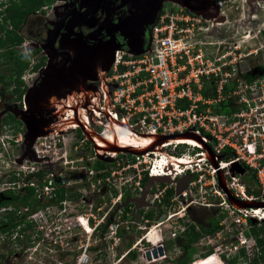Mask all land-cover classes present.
Instances as JSON below:
<instances>
[{"label":"rangeland","instance_id":"rangeland-1","mask_svg":"<svg viewBox=\"0 0 264 264\" xmlns=\"http://www.w3.org/2000/svg\"><path fill=\"white\" fill-rule=\"evenodd\" d=\"M193 2L198 8L195 12L186 8L184 0H164L161 15L177 14L181 8H186L190 10L186 12L195 17L193 22L201 19L202 30L197 31L200 27L197 24L196 32L192 36L185 34L188 45L198 55L202 54L203 61H208L210 68L215 70L220 66L217 60L227 56L225 62L229 63L226 71L232 72L229 79L231 91H239V85L244 89L245 85L256 84L254 93L257 94V103L263 107L264 0ZM212 8L213 16L207 19L203 17ZM50 16L52 18L54 14ZM24 44L26 46L19 49L20 52H31L37 47L40 48L30 38H25ZM43 59L45 62L46 59ZM13 66L0 63V74H6L9 78ZM36 75L30 71L24 74L28 80V86L24 80L28 89L34 85ZM250 78L253 80L250 81ZM8 81L6 78L5 82ZM71 85L72 81L66 80V88L70 89ZM13 88L14 84L9 90L4 84L0 85V99L17 101ZM249 96L252 97L251 93ZM44 98L42 96L41 105L48 110L50 107L42 104ZM237 100L224 104L223 108L239 106ZM27 107L29 108L28 103ZM68 113L62 114L61 119L66 118ZM99 115L90 110L86 117L90 126L98 122L97 133L106 125L102 120H97L100 119ZM9 119L11 122L8 125L0 120V136L14 141L7 144L6 150L0 149V202L8 198L6 192L9 190H15L14 192L22 196L25 193L24 185L31 183L42 189L51 186L60 193L62 190L63 196L65 194L69 202L66 206L61 198L59 204L58 197H54L47 189L51 195L40 197L39 205H34L32 210L27 211L23 207L15 210V217L19 222L17 227L10 232L0 233V264H76L75 259L85 248L89 249V264H147L142 260L143 251L153 247L151 241L155 238L160 239L166 252V259L156 264H176L182 259L188 264L190 261L201 264L204 260L209 261L207 264H219L213 253L214 248L220 244L227 245L223 240L213 237L211 243L207 239L187 245L183 228L195 225L196 230L201 232V225L208 228L213 223L219 225L222 220V214L217 209L184 207L179 193L188 189V179H184L187 182L183 189L182 183L178 186V191L168 185L169 190H172L171 199L167 197L162 203L152 202L151 193L143 195L148 183L146 173L142 171L145 166L140 165L138 170L128 168L131 160L127 161L126 158L130 154L119 153L117 158L108 157L97 150L93 141L89 140L88 143L80 133L73 131L68 134L55 132L56 135L49 132L51 135L40 136L42 138L37 142L39 153H29L25 139L27 130L15 131L11 125L18 128L20 123L13 115ZM38 193L39 196L43 194L37 192V195ZM69 196L76 198L71 201ZM139 199L142 202L136 201ZM13 207L15 205H9V211ZM176 213L184 215V219H179ZM168 216L171 217L169 220ZM8 220L7 212L0 209V230L6 228L2 222L6 223ZM86 223L88 226L84 228ZM255 225L251 232L264 234V223ZM154 226L158 228L151 232ZM202 234L204 233L201 236ZM193 248L195 252H192ZM132 249L136 250L135 256ZM141 249L143 250L140 251ZM208 251L211 255L206 257ZM188 252H192L191 258ZM253 258L254 256H247L240 260V264H248L249 259Z\"/></svg>","mask_w":264,"mask_h":264},{"label":"built area","instance_id":"built-area-1","mask_svg":"<svg viewBox=\"0 0 264 264\" xmlns=\"http://www.w3.org/2000/svg\"><path fill=\"white\" fill-rule=\"evenodd\" d=\"M186 10L181 8L177 14L166 13L158 18L151 29V47L143 54L135 55L127 49L116 51L112 68L104 79L111 94L105 97V113L101 120L106 124L110 119L125 123L138 135L154 139L155 150L126 158L131 160L128 168L138 170L140 165L145 166L142 171L148 181L154 178L170 180L169 184H152L149 190L152 202L162 203L172 191L168 185L178 191L182 181L188 179V189L179 193L184 207L219 210L222 214L219 229L214 234H202L199 240L208 239L211 243L216 237L227 243L214 248L213 254L219 264H231L243 256L255 259L260 247L251 231L256 223H264V111L254 93L257 85H245L244 89L239 85V91H231L232 72L226 71L227 56L217 60L220 66L215 70L210 68L208 61H203L202 54L192 50L185 34L192 36L197 24L200 25L197 31L202 30V20L193 22L195 17ZM35 64L34 59L31 68ZM31 70L28 71L32 73ZM24 79L27 81L26 77ZM234 99H238L239 106L231 108V113H224L222 106ZM22 103L23 110L28 109L25 95ZM41 138L38 137L33 146L37 154V142ZM188 138L198 139L202 146L190 144ZM164 140L167 142L160 145ZM11 142L14 141L1 135L0 149L6 150ZM163 146L173 156L191 159L190 163L180 164L174 173L164 172L156 162L160 156L157 151ZM237 165L243 168V174ZM221 176L235 199L255 207H236L221 185ZM24 187H33L37 199L51 195L47 189L57 197L58 191L51 186H45L44 190L32 183ZM37 192L43 194L39 196ZM62 202L68 206L65 194ZM176 214L184 219V215ZM186 229L183 228L184 233ZM88 251L85 248L75 263L89 264Z\"/></svg>","mask_w":264,"mask_h":264},{"label":"flooded vegetation","instance_id":"flooded-vegetation-1","mask_svg":"<svg viewBox=\"0 0 264 264\" xmlns=\"http://www.w3.org/2000/svg\"><path fill=\"white\" fill-rule=\"evenodd\" d=\"M136 1L137 0H47L46 5H44L42 9L26 14L23 18L21 27L16 30L18 37L22 38L23 42L14 47H9L10 44H8L4 49L0 50V63L1 65H4V63L5 65H9L5 60V55L10 52L12 48L15 52L12 53V56L15 58L32 53L33 51H19V49L26 46V44H24L25 38H30L39 44L40 48L37 47L34 50L38 51V53L33 57L32 64L35 59V66L39 65L40 67L37 71H34L35 66L33 68L30 66L32 73L34 75L37 74L33 85L34 87H31H37L39 94L35 98L34 109H31L33 112H29V108L23 110L24 104L22 103V99L18 100L16 95L18 102H10L9 99H1L0 120H2V122L11 121L9 118L13 115L17 118L16 121L20 123L18 128L20 130H27L24 121H29L26 117L28 116L30 120L39 121L38 133L53 132L52 135H56L55 132H60L58 130L65 126V124L63 126L60 125L63 120H68L77 126H75V128L71 126L70 128H72V130L67 128L65 132L60 133L68 134L72 131L80 133L86 142L89 143V139L82 130L83 127L77 124V121L84 124L86 123L88 129H90L92 133L96 132L98 122L90 126L87 124L88 121H86V117L90 110H93L95 114H100V119H102V115L105 113V97L109 96L111 92L110 88L105 84L104 79L106 73L112 68L116 51L118 49H127V51L131 52L132 47H130V43L133 48L142 44V47H140L141 50H147L151 47V29L155 23L147 26L145 30H141L142 25L147 19L140 21H138V19L141 16L143 18L145 16L148 18L151 14L152 6L148 5L149 7L141 8V6L137 5ZM146 1L151 2V0ZM22 2L23 0H0V39H6L8 31H15L11 20L8 18V9L16 4L21 5ZM52 13L54 16L51 18L50 15ZM208 13H212V9L208 11ZM160 16L161 9L158 13V18H160ZM157 20L158 19H156L155 22H157ZM137 38H140V41H136L139 40ZM74 48L75 50L73 51ZM41 53L42 57H40ZM1 54H3V58ZM43 57L46 59L45 62H43ZM1 75L6 76V74L3 73H1L0 76ZM31 79H33V77ZM250 79L253 80V78ZM22 80H25L24 75L22 76ZM66 80L67 82L69 80L72 81L70 89L66 88ZM27 81L26 84L28 86ZM2 84L6 86L5 83L0 82V85ZM24 88H26L27 91L30 89L25 86V83ZM14 89L15 88H13V90ZM42 96L43 98L45 97L42 104L44 105V103H46L44 107L49 106L50 109L45 110V108H42ZM16 109L26 113L24 120H21L13 114L12 111ZM65 112H70V114L68 113L66 118L61 119L62 114ZM100 119L98 118L97 120L101 121ZM11 127L15 129L14 124L11 125ZM49 135L51 134L49 133ZM211 226L212 224H210L208 228H211ZM202 227L204 226L201 225V229ZM200 233L204 232L201 231ZM257 238L260 253L257 254V258L253 259V261H251V259H249V263L245 261L248 264H264V245H261L259 242V240L264 239V234L259 235ZM152 246L151 249L149 248V250L143 251V260L147 262V264H156L166 259L165 246L161 244L160 248L163 250V255L157 258L155 257V259H162L153 262L154 258L152 257L151 260H148L145 253L150 252L152 255L154 244H152ZM159 249L157 248L158 255ZM142 250L143 249L140 251ZM132 251L130 252L134 253L133 256H135L136 250L132 249ZM209 251H211V249ZM188 253L191 258L192 252ZM246 257L247 256H243L239 260H234L231 263L234 264L237 262L236 264H240V260ZM176 264H188V262L182 259ZM191 264H193V262Z\"/></svg>","mask_w":264,"mask_h":264},{"label":"trees","instance_id":"trees-1","mask_svg":"<svg viewBox=\"0 0 264 264\" xmlns=\"http://www.w3.org/2000/svg\"><path fill=\"white\" fill-rule=\"evenodd\" d=\"M47 0H23L21 5H14L13 7L8 9V18L11 20L15 31H8L6 34V39H0V50L4 49L8 44L9 47H14L16 45H20L23 42V39L18 37V34L16 32L17 29L21 27V24L23 22V18L26 14L32 11H37L39 9H42L44 5H46ZM12 53H15L13 51V48L10 52H8L5 55V60L8 62L10 66L15 65V67H12V75L8 78L5 75L0 76V82L6 84V89L9 90L12 87V84L15 85V89L13 90V93L17 96V99L20 100L23 98L24 95H26L27 90L24 88V81L22 80V76L26 71L30 69V66L32 64V59L35 57L38 53V51H33L29 55H21L17 58L12 56ZM2 58H3V54ZM40 66H35L34 71H37ZM8 78L9 81L5 82V79ZM252 81V79H250ZM224 106V105H223ZM222 106V111L224 113H231L232 110L229 107ZM11 122V121H10ZM9 121H5V125H8L7 123H10ZM19 128H15V131H19ZM24 194L22 196L20 193L14 192L15 190H9V192H6V196L8 197L6 200H2L0 202V209H4L5 212H7V218L9 219L6 223H3V226L6 228L0 230L3 232H10L18 225V219L15 217V210L18 211L20 207L26 208L29 210H32L35 206L39 205V201L36 197V190L33 187H24ZM172 191L169 192L168 197L171 196ZM62 193V192H61ZM56 192V196L58 197V203H61V198L63 196V193ZM71 201H73L76 196H69L68 197ZM9 205H15L14 210L12 208L11 211H9L8 206ZM219 229V226L217 223H213L211 228H204L202 227V231L206 234H212L216 232ZM254 234L259 237V233H256L254 231ZM185 237L187 238V245L191 246L198 242V240L201 237V233L196 230V227L194 225L188 226L187 231L185 232ZM261 245H264V239L259 240ZM195 252V248H193V251ZM211 253L209 252L205 256H210ZM204 256V257H205Z\"/></svg>","mask_w":264,"mask_h":264},{"label":"bare ground","instance_id":"bare-ground-1","mask_svg":"<svg viewBox=\"0 0 264 264\" xmlns=\"http://www.w3.org/2000/svg\"><path fill=\"white\" fill-rule=\"evenodd\" d=\"M26 117H28V116H26ZM100 118H101V115H100ZM72 123L73 122H71V121H68V120L64 121L63 120L60 123V125L63 126L65 124V126H63L62 129H60L58 131L63 133V132H65V130L67 128L72 130V128H75V126H77L76 124H72ZM77 124L81 125L83 127V129L88 133V135L91 136L92 141L95 143V145L97 147V150L101 151L102 153L107 154L110 157L115 158L116 155H118L119 151H121V150L131 149V150H135V151H142L144 153H146L147 151L152 150V149L155 150L154 148L156 146V143H153L154 142L153 138L138 135L136 132L129 129V127L127 125H125V123L115 122L113 119H110V122L106 125H103V130H101L99 133H97V132L92 133V131L90 129H88L86 123L84 124L82 122L80 123L77 121ZM87 124H89V123H87ZM71 126H72V128H70ZM176 139L180 140L179 138H176ZM172 141H173V139L170 140V142H172ZM182 141H184V140H182ZM187 141L194 146H199V147L202 146L201 142L196 138H188ZM166 142L167 141H165V140L160 141L159 144L161 145V144H164ZM113 150H115L116 152ZM157 152L159 153L160 156L156 160V162L158 164V167H161L164 170V172L174 173V171L178 170L177 167L180 164H189L190 163L189 160H191V159H187L186 157H183V158L180 157L179 158V157L173 156L172 154H169V152H167V150L165 149V146H163L162 149L160 147L159 151H157ZM160 158H161V160L159 161ZM170 218L171 217H169L168 220ZM161 222H163V221H161ZM87 226H88V224L86 223L84 228H86ZM157 228L158 227L154 226V228L151 230V232H153V230L157 229ZM151 242L156 247L154 250L157 251V248L158 247L160 248V245H161L160 239L155 238V239H152ZM145 255H146V253H145ZM152 255H153L152 257L154 258L153 262L162 259V258L155 259L154 253H152ZM158 256H160V252H159ZM142 260H143V258H142ZM143 262H144V260H143ZM208 262H209L208 260H204L201 262V264H207Z\"/></svg>","mask_w":264,"mask_h":264},{"label":"water","instance_id":"water-1","mask_svg":"<svg viewBox=\"0 0 264 264\" xmlns=\"http://www.w3.org/2000/svg\"><path fill=\"white\" fill-rule=\"evenodd\" d=\"M164 0H151V2H148L146 0H137L136 3L137 5L141 6V8H146V7H149L148 5L152 6V10H151V14L148 16V18L145 16L144 18L141 16L138 21L140 20H143V19H147L144 24L142 25L141 27V30H145V28L149 25H152L154 23H156V19H158V13L161 9V6H162V2ZM196 1H199V0H196ZM185 4H186V8L187 9H190L191 11H196V6L195 5V2H193V0H184ZM194 6V7H193ZM212 11H213V8H212ZM213 13H207V14H203V17H205L206 19L213 16L212 15ZM136 28V27H135ZM138 31V30H137ZM139 40H136V41H140V38H137ZM142 44L138 45L136 48H133V46L131 45L130 43V47H132L131 49V53L135 54V55H141L143 54L146 50L145 49H140V47ZM150 49V48H149ZM49 68V67H48ZM38 89L37 87L36 88H30L27 93H26V103H28L29 105V112H33L32 110L34 109V103H35V98L38 96ZM44 105H46V103H44ZM32 109V110H31ZM13 114L16 116V117H19L21 120H24V117L26 115L25 112H22L21 110H14L12 111ZM28 113V112H27ZM27 119H29V121H24L26 123V126H27V135H26V141L28 142V152L29 153H33V146L37 140L38 137L40 136H46L47 134L49 133H38V126L40 125L39 121L37 120H30V117H27ZM84 134L87 136V138L92 142V138L90 135H88V133L82 128ZM96 149V148H95ZM128 153V154H131V155H141L143 154L144 152L142 151H135V150H121L119 151V153ZM101 158V157H100ZM112 159V158H111ZM236 168L240 169V173H244V170L243 168L240 166V165H237ZM170 180L167 179V178H154V179H149L147 185H146V189H145V192H144V196H146L152 186V184L154 182H169ZM220 181H221V185L222 187L224 188V190L226 191V193L228 194L229 196V199L230 201L236 206V207H241V208H250V207H255V205L253 204H250V203H247V202H242V201H239L237 199H235L232 194L230 193V191L226 188L224 182H223V178L221 176L220 178ZM186 180H184L182 182V188L184 187V185L186 184ZM137 202H142V199H139V200H136ZM154 252V256L157 258L158 257V254H157V251L156 250H153ZM159 252H160V255L162 256L163 255V250L162 248L159 249ZM147 258L148 260H151L152 259V255L150 252L147 253Z\"/></svg>","mask_w":264,"mask_h":264},{"label":"clouds","instance_id":"clouds-1","mask_svg":"<svg viewBox=\"0 0 264 264\" xmlns=\"http://www.w3.org/2000/svg\"><path fill=\"white\" fill-rule=\"evenodd\" d=\"M131 155V154H130ZM109 157V156H108ZM62 192V191H61ZM62 201H63V197H62ZM208 257V256H207ZM206 258V257H205ZM194 263V262H193Z\"/></svg>","mask_w":264,"mask_h":264}]
</instances>
